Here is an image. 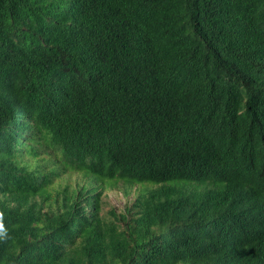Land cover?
Wrapping results in <instances>:
<instances>
[{"label": "trees", "instance_id": "1", "mask_svg": "<svg viewBox=\"0 0 264 264\" xmlns=\"http://www.w3.org/2000/svg\"><path fill=\"white\" fill-rule=\"evenodd\" d=\"M0 225V264H264V0H0Z\"/></svg>", "mask_w": 264, "mask_h": 264}, {"label": "rangeland", "instance_id": "2", "mask_svg": "<svg viewBox=\"0 0 264 264\" xmlns=\"http://www.w3.org/2000/svg\"><path fill=\"white\" fill-rule=\"evenodd\" d=\"M126 201L127 199L119 191L115 190V188H106L105 197L103 198L105 209L113 208L119 213L124 208Z\"/></svg>", "mask_w": 264, "mask_h": 264}, {"label": "clouds", "instance_id": "3", "mask_svg": "<svg viewBox=\"0 0 264 264\" xmlns=\"http://www.w3.org/2000/svg\"><path fill=\"white\" fill-rule=\"evenodd\" d=\"M3 231V227H2V225H0V232H2Z\"/></svg>", "mask_w": 264, "mask_h": 264}]
</instances>
